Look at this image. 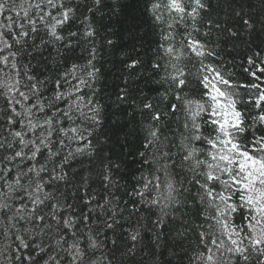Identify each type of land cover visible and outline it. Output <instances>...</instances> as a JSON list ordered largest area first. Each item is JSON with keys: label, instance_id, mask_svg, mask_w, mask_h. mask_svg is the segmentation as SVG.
Returning a JSON list of instances; mask_svg holds the SVG:
<instances>
[{"label": "snow or ice", "instance_id": "1", "mask_svg": "<svg viewBox=\"0 0 264 264\" xmlns=\"http://www.w3.org/2000/svg\"><path fill=\"white\" fill-rule=\"evenodd\" d=\"M0 241V264H264V0H0Z\"/></svg>", "mask_w": 264, "mask_h": 264}, {"label": "trees", "instance_id": "2", "mask_svg": "<svg viewBox=\"0 0 264 264\" xmlns=\"http://www.w3.org/2000/svg\"><path fill=\"white\" fill-rule=\"evenodd\" d=\"M122 3H128L129 0H121ZM123 18V13L121 14V17L116 18L111 25L113 30L119 33L121 31V19ZM144 36V43L147 45V50L151 52V49L155 47V44L152 42L155 37L152 34V29L149 24H145L144 28L141 33ZM115 39V37H113ZM121 57V53L117 51L114 55L113 54H106V61H105V70L107 71L106 76V82L109 85L108 91L111 90V85L113 83V75L112 73L115 71V69L112 67L113 63L117 60H119ZM3 242L0 241V244ZM165 256H167V253H165Z\"/></svg>", "mask_w": 264, "mask_h": 264}]
</instances>
